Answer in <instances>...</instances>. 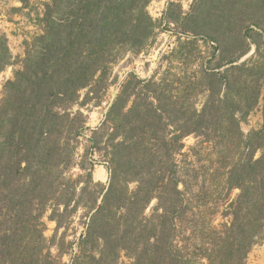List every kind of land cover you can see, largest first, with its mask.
I'll list each match as a JSON object with an SVG mask.
<instances>
[{"label":"trees","instance_id":"trees-1","mask_svg":"<svg viewBox=\"0 0 264 264\" xmlns=\"http://www.w3.org/2000/svg\"><path fill=\"white\" fill-rule=\"evenodd\" d=\"M231 1L223 34L256 44L264 0ZM139 2L53 0L25 69L7 81L0 102V264H65V257L70 264H247L264 240V131L245 138L242 102L229 96V72L248 90L258 66L238 64L247 50L223 59L214 27L205 28L203 40L220 61L211 66L213 58L202 75L216 90L202 109L176 101L181 79L129 81L90 139L108 165L107 184L94 179L96 160L80 154L86 121L74 108L101 100L124 51L154 43L152 33L139 31L151 0L142 8ZM2 50L9 66L10 50ZM224 67L226 74H215ZM188 84L192 96L196 86ZM245 106L251 111L254 103ZM192 134L218 148L209 178L201 180L184 152ZM221 187L223 212L215 206ZM218 214L229 220L216 224ZM48 221L56 223L51 238Z\"/></svg>","mask_w":264,"mask_h":264},{"label":"rangeland","instance_id":"rangeland-1","mask_svg":"<svg viewBox=\"0 0 264 264\" xmlns=\"http://www.w3.org/2000/svg\"><path fill=\"white\" fill-rule=\"evenodd\" d=\"M146 1L140 0L139 8H142V4ZM231 2V0H151L143 7L139 31H145V35H150V37L152 33L149 42L154 41V43L139 53L124 51L112 68L108 80L109 86L102 92L101 100L88 101L85 106L74 108V112L80 111L86 121L83 136L80 138L79 152L81 155H86L87 159L96 160L94 172L96 182L107 184L110 171L103 156L93 152V143L90 139L94 135L93 131L101 126L112 103L129 81L134 83L136 80L145 82L155 80L164 85L181 79L176 85V101L179 104L185 102L184 100L193 102L197 110L204 107L210 92L216 90L214 83L202 75V71L209 62H213L214 58L213 44L203 40L206 31H209L205 28L209 26L216 28L215 34L221 40L222 52L220 53L223 59L247 50V54L238 64L246 62L249 66H258L256 69L258 75H253L254 83L249 86L248 90L242 89L235 83L240 77L237 72H229V96L236 102H242L243 113H237V116L243 118L240 127L245 138L253 132L264 131V34L255 37L256 44L250 40L238 43V40L232 37H225L223 33L226 32L225 28L229 27ZM52 3L53 0H24V2L22 0H0V102L4 97L7 81L14 80L16 73L25 69V60L35 48L36 39L45 33L43 19L49 8L52 9ZM208 11L209 14H204ZM236 21L238 24L240 19L237 18ZM184 26L195 29L196 34L186 32ZM135 29L138 30V28ZM4 46L9 48L12 56L9 66L4 65L2 50ZM217 60L214 58L211 66L220 61ZM227 68L217 70L215 74L224 75ZM188 81L196 86L192 96L186 89L189 85ZM222 89L223 92L226 91L225 86ZM186 95H189L188 99H183L182 97ZM241 96L242 101H240ZM248 99L251 104L254 103L251 111H248V107L245 106ZM205 141L203 136L198 137L194 134L183 140L184 152L190 154L188 162L192 161V166L199 173L201 180L209 178L208 170L213 168V150L218 149ZM260 156L261 152L258 151L256 158ZM131 188L134 189L135 185L132 184ZM219 191L221 199L216 196L218 199L215 200L217 203L215 206L223 212L226 204L222 202H224L227 191L223 187ZM237 194L238 191H235L232 197L235 198ZM228 220L229 218H223L218 214L216 224ZM78 222L79 219L76 220L75 228L79 236L83 228ZM47 225L46 236L51 238L55 233L56 223L48 221ZM68 234L67 240L75 239L72 231ZM64 262L70 264L69 258L65 257ZM247 264H264V240L253 248Z\"/></svg>","mask_w":264,"mask_h":264}]
</instances>
